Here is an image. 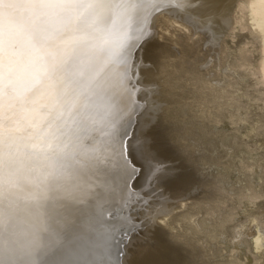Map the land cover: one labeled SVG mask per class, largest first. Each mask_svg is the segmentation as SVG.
I'll list each match as a JSON object with an SVG mask.
<instances>
[{"label": "snow or ice", "instance_id": "6c2138e0", "mask_svg": "<svg viewBox=\"0 0 264 264\" xmlns=\"http://www.w3.org/2000/svg\"><path fill=\"white\" fill-rule=\"evenodd\" d=\"M169 4L0 0V264H131L160 243L158 189L191 170L149 103L170 51L153 21ZM209 4L176 10L192 19ZM149 47L159 51L146 64ZM224 145L227 168L244 149L231 136Z\"/></svg>", "mask_w": 264, "mask_h": 264}, {"label": "bare ground", "instance_id": "6f19581e", "mask_svg": "<svg viewBox=\"0 0 264 264\" xmlns=\"http://www.w3.org/2000/svg\"><path fill=\"white\" fill-rule=\"evenodd\" d=\"M185 2L170 0L154 17L156 32L177 23L190 35H180L173 42L178 54L164 45L169 54L159 58L170 60L159 65L156 78L161 95L149 99L161 106L157 115L168 125L178 149L191 154L195 173L190 175L191 188L197 179L213 187L207 198L187 205L180 219L176 218L182 223L178 235L186 253L181 264H264V0H210L208 6L190 10L192 19L176 10V5ZM190 2L198 4V0ZM158 51L149 47L143 53L144 62L150 63ZM224 96L228 104L219 102L218 97ZM237 113L245 118L243 122ZM209 119L242 126V130L235 133L233 127L230 132H220L209 128ZM62 131L58 128L56 135ZM41 136L50 137V133L45 130ZM229 136L244 151L225 168L218 149L226 151L227 145L222 149L221 145ZM183 180L172 187L160 185L158 192L163 196L157 220L175 217V205L197 190L182 189ZM79 211L67 210L72 216ZM161 253L163 261L170 257L164 249ZM143 255L133 254L131 264Z\"/></svg>", "mask_w": 264, "mask_h": 264}, {"label": "rangeland", "instance_id": "374dc122", "mask_svg": "<svg viewBox=\"0 0 264 264\" xmlns=\"http://www.w3.org/2000/svg\"><path fill=\"white\" fill-rule=\"evenodd\" d=\"M169 24L170 23H167V25H169ZM169 27H170V29H169ZM157 33H158V35H157V39H156L155 43L160 44L161 42H163L164 45L167 46L171 50H176V47L178 45L176 43L173 44V42H175V40H177L180 35L181 36L190 35V31H188L184 27H181L177 23L170 24L168 27H159L157 29ZM167 59L163 60L161 58V60H160V58H159V61H160V63H165L162 61H166V63H167V62H169L168 60H170V59H168V60ZM148 61L151 63L152 59H150ZM160 63L157 65V71L155 73V75H156L155 77H157L158 74H160V70H161V68L159 66ZM212 122H213V124H212ZM207 124L209 125V128L212 127L214 130L216 129L217 131H220V129H221L222 131L230 132L231 129L233 128L232 124H226V122L224 123V121H211L209 119V122ZM234 132L237 133L236 130H234ZM171 135H173L172 132H171ZM171 137L173 139L174 136H171ZM176 144L177 143H175V147L178 149L179 147H177ZM202 166H203V169H205L207 165L204 164ZM191 172H192V174H195V173H193V169H191V171L186 174V176L183 180V181H186V183H185V185L182 186V189L191 188V186L189 184L191 181V179H190L191 178L190 177ZM197 174H200V173H197ZM199 178L202 179L204 177L201 176ZM197 181H196V184L193 185L191 188V190L192 189L194 190L197 188V190H194L195 193L193 195H190L188 198L182 200L179 204L175 205V207L173 209L174 211L172 214V215H175V217L170 218V216L169 217L167 216V218L163 217L162 219L160 218L157 220V222H158L157 225L159 227L156 231V237H157L158 241H160L158 246H156L153 250H150L147 254H144L138 262L133 261V264H181V260H184L186 253L182 248V246H184L183 239L180 235H178L180 232H182L181 225H180L181 222L177 221L178 219H180V217H178V216H180L181 213L186 211L187 205H188L187 207H189L192 204V202H194V201L197 202L198 200L203 201V199L207 198L208 195H206V194H209V190H211L213 188L212 185L208 184L207 182H200L198 179H197ZM201 181H203V180H201ZM205 195H206V197H204ZM176 218H177V220H176ZM161 221H163L162 225L160 224ZM180 241H181V245H180ZM173 242H175V243H173ZM163 249L166 250V254L168 256H170V257H167L164 261L161 260L162 257H160L164 254V253L160 254L161 250H163ZM223 253H225V251ZM167 259H168V261H167Z\"/></svg>", "mask_w": 264, "mask_h": 264}]
</instances>
